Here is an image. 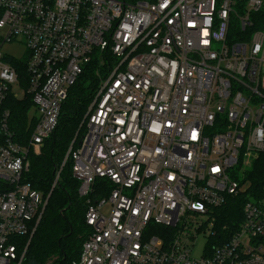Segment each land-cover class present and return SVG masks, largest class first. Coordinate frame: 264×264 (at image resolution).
<instances>
[{"label": "built area", "instance_id": "built-area-1", "mask_svg": "<svg viewBox=\"0 0 264 264\" xmlns=\"http://www.w3.org/2000/svg\"><path fill=\"white\" fill-rule=\"evenodd\" d=\"M13 42L26 59L2 53ZM97 55L114 61L67 153L89 228L73 264H264V198L211 244L215 209L245 193L234 169L264 153V0H0V264H22L48 203L29 155ZM27 94L21 139L7 102Z\"/></svg>", "mask_w": 264, "mask_h": 264}, {"label": "trees", "instance_id": "trees-1", "mask_svg": "<svg viewBox=\"0 0 264 264\" xmlns=\"http://www.w3.org/2000/svg\"><path fill=\"white\" fill-rule=\"evenodd\" d=\"M113 61L114 58L108 55L94 56L71 88L56 131L45 141L40 154L32 152L29 155L30 167L24 180L41 192L48 203L30 242L29 238L20 240V253L28 245L22 264H73L80 256L89 234L85 222L87 205L78 194L80 182L74 177V162L71 156L67 158V153L74 140L75 149L84 136L87 129L85 116L95 99L101 78L108 74V66ZM11 63L18 71L21 87L24 86L25 63L15 60ZM7 106L11 112V129L17 138L27 139L31 131L28 121L33 109L32 95L27 94L22 99L10 97ZM247 181L250 182L247 192L228 197L224 205L215 209L212 229L216 236H212L211 244H220V236L227 238L237 230L249 199L264 198V153L253 162L241 184Z\"/></svg>", "mask_w": 264, "mask_h": 264}, {"label": "rangeland", "instance_id": "rangeland-1", "mask_svg": "<svg viewBox=\"0 0 264 264\" xmlns=\"http://www.w3.org/2000/svg\"><path fill=\"white\" fill-rule=\"evenodd\" d=\"M231 35L236 39L237 38V34L232 31L231 32ZM2 53L9 56V57H14V58H17V59H21V58H24L26 59L27 58V54H26V48L23 44H19V43H16V42H13V43H8L6 44L3 48H2ZM19 91V93H21V89H17ZM35 116V111L34 109L31 110V113L29 114V123L32 122L33 118ZM251 170V167H244L242 166L240 168V166H237L235 169H234V172L238 173V178L240 181L244 180L245 179V174L247 175L248 172ZM249 185H250V182L247 181L245 183V186L243 187V189L245 190V192H247L248 188H249ZM41 193V192H40ZM197 221L200 223L201 221L203 222H206L207 224V220L206 219H197ZM207 229L208 227L205 225L204 226V229H203V235L199 236L197 241L195 242L194 244V247L192 249V255L193 257L195 258H200L204 251H205V248L208 244V238L206 236V234L208 236H210V234L207 232Z\"/></svg>", "mask_w": 264, "mask_h": 264}]
</instances>
